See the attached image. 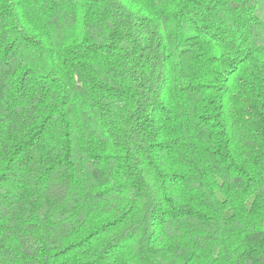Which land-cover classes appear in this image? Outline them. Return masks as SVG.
<instances>
[{
	"label": "trees",
	"instance_id": "16d2710c",
	"mask_svg": "<svg viewBox=\"0 0 264 264\" xmlns=\"http://www.w3.org/2000/svg\"><path fill=\"white\" fill-rule=\"evenodd\" d=\"M254 0H0V264H264Z\"/></svg>",
	"mask_w": 264,
	"mask_h": 264
},
{
	"label": "rangeland",
	"instance_id": "374dc122",
	"mask_svg": "<svg viewBox=\"0 0 264 264\" xmlns=\"http://www.w3.org/2000/svg\"><path fill=\"white\" fill-rule=\"evenodd\" d=\"M255 7H256V16L262 21L264 25V0H254ZM257 44H264V32L260 37L257 39Z\"/></svg>",
	"mask_w": 264,
	"mask_h": 264
}]
</instances>
